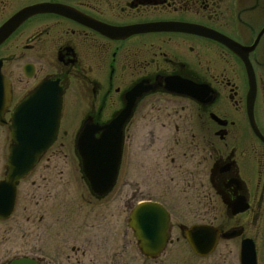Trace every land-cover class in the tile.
I'll return each instance as SVG.
<instances>
[{
  "label": "flooded vegetation",
  "instance_id": "flooded-vegetation-1",
  "mask_svg": "<svg viewBox=\"0 0 264 264\" xmlns=\"http://www.w3.org/2000/svg\"><path fill=\"white\" fill-rule=\"evenodd\" d=\"M33 8L44 10L0 44V75L9 88L0 114V183L8 173L17 106L49 82L60 91L61 112L54 142L15 181L9 215L0 211V264H99L95 251L107 256L103 264H124L129 215L143 202L167 214V239L156 259L167 255L160 264H241L245 242L261 264L256 223H264V144L249 118L245 66L220 42L180 29H208L251 47L264 27V0H0V28ZM150 27L156 29L143 30ZM263 41L264 34L246 57L256 84L252 118L264 137ZM124 111L116 178L98 195L83 175L76 143L84 128L93 132L89 140H99L97 129ZM134 145L141 168L145 163L151 171L139 174L134 193L154 184L151 197L159 199L129 207ZM69 157L87 199H64L58 165ZM9 195L0 193L1 208ZM118 200L117 247L111 207ZM197 226L205 228L199 243L214 240L200 255L186 238Z\"/></svg>",
  "mask_w": 264,
  "mask_h": 264
},
{
  "label": "water",
  "instance_id": "water-1",
  "mask_svg": "<svg viewBox=\"0 0 264 264\" xmlns=\"http://www.w3.org/2000/svg\"><path fill=\"white\" fill-rule=\"evenodd\" d=\"M41 10L43 11L44 9H23L10 18L0 28V44L26 19L33 16L36 12H41ZM155 29L156 27H150L143 30ZM180 30L216 40L239 55L247 73L249 118L256 136L264 144V137L257 130L252 118L256 84L253 71L246 57L247 53L254 49L264 34V27L257 34L251 47L248 48L239 46L228 38L208 29L187 26ZM128 32L130 33L132 30ZM8 99V83L0 75V114H2ZM60 111V92L56 85L49 82L43 83L15 109L11 127L14 145L10 149L7 160L8 175L6 180L0 183V193L8 190L10 194L7 206L4 208L0 207V211H4V216H7L11 208L15 181L27 174L39 156L54 142L58 131ZM123 120L121 115L109 125L97 129L100 132V138L96 141L89 140L93 136V132L91 131V133L88 128H84L79 134L76 147L81 157L83 175L98 195L109 190L114 183L120 160ZM167 227V214L157 204H139L129 216V228L133 231L134 238L139 243V248L147 259H154L161 253L167 238ZM204 229V227H195L193 234L186 237L191 248L198 255L202 254L203 250H211L214 246L213 237L204 244L199 243V238H202L203 234H205ZM240 263L256 264L254 248L251 242L243 243ZM11 264L30 263L20 260Z\"/></svg>",
  "mask_w": 264,
  "mask_h": 264
},
{
  "label": "rangeland",
  "instance_id": "rangeland-1",
  "mask_svg": "<svg viewBox=\"0 0 264 264\" xmlns=\"http://www.w3.org/2000/svg\"><path fill=\"white\" fill-rule=\"evenodd\" d=\"M260 18H264V15H262ZM258 22V21H256ZM255 22V23H256ZM257 24V23H256ZM257 26V25H256ZM257 30L259 28H256ZM249 35V34H248ZM262 47L264 48V41L262 44ZM263 60V59H262ZM263 64V63H262ZM239 84H243V79L241 77L240 74V79L238 81ZM136 138H134L135 140ZM135 142V141H134ZM133 150H134V154H133V158L130 160V163L128 165V170H127V190H128V205L129 207H132V204H134L137 200H140L141 198H145L148 199L152 198V194L153 191L151 189H156L157 191V187L154 186V184L149 185V189H146L145 187H139L141 190L138 193H134V190L137 188L136 185H140L141 184V176H139V174L142 173L143 169L145 170V173L150 175L151 171L149 170V167L147 165H145V163L143 164V169L141 168V164L139 161V157H136V153H135V145L133 146ZM66 151V150H65ZM72 158V157H71ZM69 158H64L60 163H59V167H61L62 172H63V177H62V183H63V189H64V199H71L74 196L79 197L80 195H83V197H85V199H87L88 197V191L86 189V187L83 185V182L81 180L80 175L74 171V168L76 167L75 162ZM3 162L0 160V169L3 166ZM76 173V174H75ZM121 174V171H120ZM120 176V175H119ZM52 183H58V179L56 176H52ZM120 180H118V183ZM77 184V190H73L72 185ZM155 193V192H154ZM156 194V193H155ZM157 195V194H156ZM119 199V198H118ZM153 199H159L158 197H153ZM111 212L112 215L114 216V213H116L117 218H112V222H111V228H112V234H111V242L112 244L119 245V241H120V227L122 224V216H120V205H119V200L117 201V206H112L111 207ZM116 227V228H115ZM173 234H176L178 232V230L176 229V227H173L172 230ZM256 236L259 239V242L264 244V223H256ZM127 240H128V248H127V254L124 255L122 257V261L124 264H160L163 261H165L166 255L167 254H163L161 257H159L156 260H148L146 259L141 252L139 251L137 245H136V241L134 240V237L132 235L131 230L128 228V235H127ZM262 244V245H263ZM260 248V255L262 258V262L261 264H264V246L261 247L259 245ZM105 251L107 252V249H105ZM95 253L98 255L97 259L99 261V264H103L105 258L107 259V256L103 257L100 256L99 253H97L95 251ZM96 254H95V259H96ZM102 255V254H101ZM176 261V260H175ZM119 264V259L118 261H116Z\"/></svg>",
  "mask_w": 264,
  "mask_h": 264
}]
</instances>
